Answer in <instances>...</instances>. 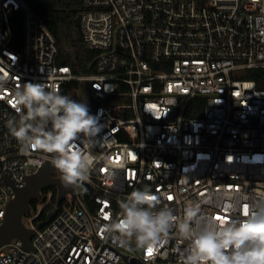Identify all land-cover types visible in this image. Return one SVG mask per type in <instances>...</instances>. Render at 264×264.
Instances as JSON below:
<instances>
[{
  "label": "built area",
  "instance_id": "2783aa9c",
  "mask_svg": "<svg viewBox=\"0 0 264 264\" xmlns=\"http://www.w3.org/2000/svg\"><path fill=\"white\" fill-rule=\"evenodd\" d=\"M79 14L82 41L96 51L88 73L58 60V41L26 0H0V223L16 189L54 157L10 133L17 87L43 83L76 100L87 88L102 125L84 183L90 203L80 187L64 192L30 248L18 237L0 245V264H181L189 242L174 229L157 248L137 249L103 226L145 186L176 215L199 203L219 225L264 202V85L247 76L261 69L264 82V0H82ZM197 96L204 104L192 116Z\"/></svg>",
  "mask_w": 264,
  "mask_h": 264
},
{
  "label": "clouds",
  "instance_id": "9594fccd",
  "mask_svg": "<svg viewBox=\"0 0 264 264\" xmlns=\"http://www.w3.org/2000/svg\"><path fill=\"white\" fill-rule=\"evenodd\" d=\"M13 95L19 113L8 121L13 137L26 150L35 144L54 153L51 163L64 185L83 188L96 162L91 148L102 130L98 118L86 103L43 83L24 82ZM120 209L119 220L103 226L109 235L119 234L120 244L155 249L174 229L189 242L181 264H264V202L239 221L219 225L201 216L199 203L189 202L183 216L176 215L145 186L128 194Z\"/></svg>",
  "mask_w": 264,
  "mask_h": 264
},
{
  "label": "trees",
  "instance_id": "16d2710c",
  "mask_svg": "<svg viewBox=\"0 0 264 264\" xmlns=\"http://www.w3.org/2000/svg\"><path fill=\"white\" fill-rule=\"evenodd\" d=\"M33 11L44 21L50 32L58 41L59 57L58 60L68 62L76 73H88L93 71L92 60L96 51L86 47L82 41L81 31L75 18L79 14L82 6V0H26ZM64 35V42L60 41L61 34ZM249 78H255L258 86H263V72L261 69H253ZM76 83L69 82L67 85ZM204 104V99L201 96L194 97L189 106L187 114L195 116L201 112V107ZM192 107L195 109L192 110ZM58 174L61 175L58 171ZM52 192L50 202L45 204L38 215L35 217V222L43 220L46 213L52 209L56 198V187L48 186L41 190V196L30 201L31 209L25 213L27 216L35 209L36 203L45 199V194L48 191ZM80 193L83 199L90 203L89 187L83 185L80 188Z\"/></svg>",
  "mask_w": 264,
  "mask_h": 264
},
{
  "label": "water",
  "instance_id": "95a60500",
  "mask_svg": "<svg viewBox=\"0 0 264 264\" xmlns=\"http://www.w3.org/2000/svg\"><path fill=\"white\" fill-rule=\"evenodd\" d=\"M75 21L79 25L80 14L76 16ZM60 41L64 42L63 33ZM76 95L80 101L87 104L89 110L97 105V101L92 98L87 88L79 87ZM48 154L50 156L55 155L54 153ZM51 161L52 159H46L36 172L27 176L25 184L17 188L15 196L8 201L5 215L0 223V245L7 243L13 237H18L22 239L26 248H30V238L35 229L47 223L57 212L64 192L74 190V186H65L61 176L54 174L55 167ZM48 186H55L57 190L54 207L46 213L43 220L37 221L34 227L26 226L23 222V216L31 209L30 201L39 198L41 190Z\"/></svg>",
  "mask_w": 264,
  "mask_h": 264
},
{
  "label": "rangeland",
  "instance_id": "374dc122",
  "mask_svg": "<svg viewBox=\"0 0 264 264\" xmlns=\"http://www.w3.org/2000/svg\"><path fill=\"white\" fill-rule=\"evenodd\" d=\"M23 222L27 223L26 216L23 217Z\"/></svg>",
  "mask_w": 264,
  "mask_h": 264
},
{
  "label": "snow or ice",
  "instance_id": "6c2138e0",
  "mask_svg": "<svg viewBox=\"0 0 264 264\" xmlns=\"http://www.w3.org/2000/svg\"><path fill=\"white\" fill-rule=\"evenodd\" d=\"M219 219V217H217ZM151 251V250H150Z\"/></svg>",
  "mask_w": 264,
  "mask_h": 264
}]
</instances>
